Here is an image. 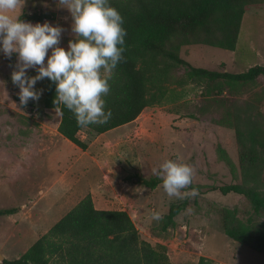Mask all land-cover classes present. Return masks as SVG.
I'll return each instance as SVG.
<instances>
[{"label":"rangeland","instance_id":"1","mask_svg":"<svg viewBox=\"0 0 264 264\" xmlns=\"http://www.w3.org/2000/svg\"><path fill=\"white\" fill-rule=\"evenodd\" d=\"M22 13L46 14L47 18L41 23L49 21L61 25L64 30L60 44L65 48L74 38L71 13L61 6V0H25ZM179 55L193 66L218 71L241 72L255 63L264 65V4L251 6L243 14L233 51L191 44L182 46ZM16 65L15 54L9 58L0 53V208L16 203L20 193L28 194L23 200L27 207L33 206L41 195L37 188L31 189L30 182H26L31 175L24 177L25 189H18L22 173H25L18 175L16 172L18 156L40 151L66 153L77 156L79 168L85 162L83 170L90 163L103 164L104 173H94L89 179L94 194L92 200L96 205L104 202L111 207H127L140 236L152 245L164 244L172 264H196L199 256L210 258L212 264H264L263 254L229 238L222 225L224 210H230V220L237 219L253 229H264V212L254 213L244 196L223 194L219 190L224 184L242 183L235 130L227 125L231 103L241 107L250 104L264 126V75L253 82L240 84L235 92L211 97L203 96L202 87L189 82L180 99L146 106L131 121L126 134L137 140L134 146L131 145L132 153L124 151L125 145L113 146L112 141L101 136L90 150L87 149L90 153L87 154L86 148L69 139L66 143L64 136L58 134L57 108H41L40 98L30 100L27 105L20 104L19 87L11 79ZM27 73L35 75L36 69L30 68ZM174 74L186 77V70L180 66ZM36 88L42 89V80L37 81ZM31 106L37 107L39 113L32 115ZM141 122L146 123L143 127L148 132L135 131ZM98 134L87 127L78 131V137L87 143ZM99 150L104 153L102 159L98 157ZM224 154L230 162L222 158ZM169 158L186 162L194 169L192 184L181 190L179 196L165 192L161 181L155 187H147L136 179L137 176L161 179L153 169H158ZM32 173L37 174L38 170L35 168ZM193 188L197 190L196 195L191 194ZM260 189L264 191V183ZM182 199H186L187 204L175 216L173 226L162 230L159 223L153 222L154 211L163 216L171 202ZM26 216V219L34 217L29 213ZM23 217L0 216V248L4 249L1 245L8 242L12 250L19 252L34 242L31 232L20 222ZM15 238L19 239L14 243ZM0 254L3 256L1 251Z\"/></svg>","mask_w":264,"mask_h":264},{"label":"trees","instance_id":"2","mask_svg":"<svg viewBox=\"0 0 264 264\" xmlns=\"http://www.w3.org/2000/svg\"><path fill=\"white\" fill-rule=\"evenodd\" d=\"M124 17V59L114 70L110 92L104 97L106 109L112 112L104 124L80 126L74 113L63 105H55V83L42 80L41 108H57L60 112L58 132L85 149L87 143L78 131L87 127L102 133L134 120L146 107L174 102L193 82L201 86V94L211 97L235 92L240 84L253 82L264 75V65L253 64L241 72L211 70L193 66L179 55L184 45L203 44L233 51L236 47L243 14L264 0H109ZM46 14L22 13L21 19L41 22ZM182 66L186 77L174 71ZM18 99V98H17ZM232 104L229 122L235 130L239 147L238 160L242 183L224 184L223 194L244 196L253 212H264V126L250 104ZM250 109V110H248ZM222 158L230 162L227 155ZM136 179L147 187H155L161 179ZM186 199L171 202L159 221L162 230L175 224V216L186 206ZM17 207H2L0 215L11 214ZM224 210V233L241 245L264 255V229H253L237 219L230 220ZM2 264H172L162 243L152 245L143 239L131 216L123 209H99L90 193L85 194L59 220L16 258H3ZM196 264H212L199 256Z\"/></svg>","mask_w":264,"mask_h":264},{"label":"clouds","instance_id":"3","mask_svg":"<svg viewBox=\"0 0 264 264\" xmlns=\"http://www.w3.org/2000/svg\"><path fill=\"white\" fill-rule=\"evenodd\" d=\"M25 0H0V53L17 57L11 79L19 87V102L38 101L43 90L37 81L55 83L54 104L71 110L80 126L104 124L112 112L104 97L110 92L114 70L124 59V17L109 0H61L72 16L74 38L61 46L63 27L49 21L21 19ZM36 69L35 75L27 70ZM154 173L169 195L179 196L192 184L194 169L176 159H165ZM192 189L191 194L196 195ZM159 221L162 214L152 213Z\"/></svg>","mask_w":264,"mask_h":264},{"label":"crops","instance_id":"4","mask_svg":"<svg viewBox=\"0 0 264 264\" xmlns=\"http://www.w3.org/2000/svg\"><path fill=\"white\" fill-rule=\"evenodd\" d=\"M58 115L59 117L57 122L60 121L59 111ZM131 123L132 122L130 121L99 133L95 136V138L92 136L91 138H94L93 141H89V143L85 141L87 143L85 151L88 154V150H90L94 141L103 136L102 139L112 141V144H114L113 146L121 147L120 145H125L127 149H125L124 151L128 150L130 153H132L133 147L131 148V145L134 146L137 140H133L134 138H131L130 134H126L131 128ZM144 124L146 123H138V125H136V128L138 129L135 131L138 133V130L140 129L141 133H144L143 131H145V133L148 132L144 129ZM153 126L156 127L155 124H153ZM58 134L62 136L59 132ZM126 136L128 137L126 138ZM63 139L65 140V142L67 141L66 143H68V139H66L65 137H63ZM98 153H100L98 157L102 159L104 153H102V151L100 150L98 151ZM16 159L17 160L15 161V168L17 174L19 175L20 172H25L22 173L19 185H17L18 189H25L24 177H26V175H31L30 180L26 179V182H30L31 189L34 190L35 188H37L41 192V195L37 198L33 206L27 207L23 203V200L28 197V194L22 193L17 195V199L19 200H17L16 203L11 204V206L18 208L16 212L11 214H14L16 216H24L22 218L23 220H20V222L24 223L28 232H31L30 234L31 237H34V241L42 234H44L52 226L53 223L59 220L85 194L90 193L91 197H94L93 188L90 187V176H92L94 173L96 175H102L104 173V167L101 162H99V164L97 165L90 163V165L86 166V168L83 170V165L85 162L81 163V165H83L79 168V161L76 162L77 156L74 157L70 156L69 154L60 152L40 151L34 154L26 153L23 156H18ZM95 159L98 160L97 158ZM147 159H150V157H147ZM146 162L148 163V160ZM35 168L38 170L37 174L32 173L33 169ZM19 190L16 189L17 193L20 192ZM96 194H98V192H96ZM93 204L96 208L99 209H123L129 213L128 208L125 206L111 207L109 205H106L104 202H99V205H96L94 201ZM26 213H29L34 217H32L31 219H26L28 218L26 216ZM18 239L19 238H15L13 242H17ZM7 243L8 242L1 245L4 246V249L0 248V251L3 254V258H16L28 248L27 246L26 248L21 249V251L18 252L17 250H12L11 245H8ZM0 264H2L1 260Z\"/></svg>","mask_w":264,"mask_h":264},{"label":"built area","instance_id":"5","mask_svg":"<svg viewBox=\"0 0 264 264\" xmlns=\"http://www.w3.org/2000/svg\"><path fill=\"white\" fill-rule=\"evenodd\" d=\"M29 111H30V113L33 115V114H38L39 113V111H38V108L37 107H35V106H31L30 108H29Z\"/></svg>","mask_w":264,"mask_h":264},{"label":"water","instance_id":"6","mask_svg":"<svg viewBox=\"0 0 264 264\" xmlns=\"http://www.w3.org/2000/svg\"><path fill=\"white\" fill-rule=\"evenodd\" d=\"M0 258H1V260L3 259V256L0 254Z\"/></svg>","mask_w":264,"mask_h":264}]
</instances>
